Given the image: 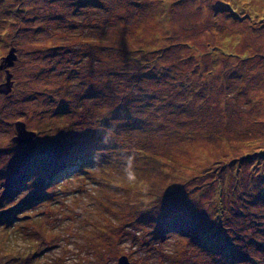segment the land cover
I'll list each match as a JSON object with an SVG mask.
<instances>
[{
	"label": "rangeland",
	"instance_id": "obj_1",
	"mask_svg": "<svg viewBox=\"0 0 264 264\" xmlns=\"http://www.w3.org/2000/svg\"><path fill=\"white\" fill-rule=\"evenodd\" d=\"M11 47L0 264H264V0H0Z\"/></svg>",
	"mask_w": 264,
	"mask_h": 264
},
{
	"label": "water",
	"instance_id": "obj_2",
	"mask_svg": "<svg viewBox=\"0 0 264 264\" xmlns=\"http://www.w3.org/2000/svg\"><path fill=\"white\" fill-rule=\"evenodd\" d=\"M16 59L17 55L14 47L10 49L8 55L0 59V70L4 72V82L0 83V93L4 95H9L12 92L14 81L12 80V74L9 68L13 66ZM15 130L16 135L12 139L15 143L26 144L36 137V133L27 130L25 124L21 121L15 123ZM117 264H129L127 257H120Z\"/></svg>",
	"mask_w": 264,
	"mask_h": 264
},
{
	"label": "trees",
	"instance_id": "obj_3",
	"mask_svg": "<svg viewBox=\"0 0 264 264\" xmlns=\"http://www.w3.org/2000/svg\"><path fill=\"white\" fill-rule=\"evenodd\" d=\"M12 48V47H11ZM15 48V47H14ZM229 251L226 250V252H223L224 254H228ZM228 256V255H227ZM230 256V255H229Z\"/></svg>",
	"mask_w": 264,
	"mask_h": 264
},
{
	"label": "flooded vegetation",
	"instance_id": "obj_4",
	"mask_svg": "<svg viewBox=\"0 0 264 264\" xmlns=\"http://www.w3.org/2000/svg\"><path fill=\"white\" fill-rule=\"evenodd\" d=\"M1 71V70H0ZM1 72H3V71H1ZM0 83H2V81H0ZM1 95H2V93H0Z\"/></svg>",
	"mask_w": 264,
	"mask_h": 264
},
{
	"label": "bare ground",
	"instance_id": "obj_5",
	"mask_svg": "<svg viewBox=\"0 0 264 264\" xmlns=\"http://www.w3.org/2000/svg\"><path fill=\"white\" fill-rule=\"evenodd\" d=\"M55 174V173H54ZM51 177H53V176H51Z\"/></svg>",
	"mask_w": 264,
	"mask_h": 264
}]
</instances>
